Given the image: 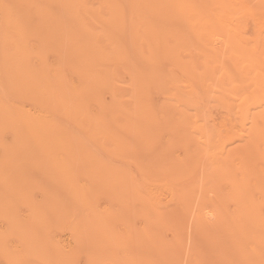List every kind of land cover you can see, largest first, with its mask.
<instances>
[{"label":"bare ground","instance_id":"bare-ground-1","mask_svg":"<svg viewBox=\"0 0 264 264\" xmlns=\"http://www.w3.org/2000/svg\"><path fill=\"white\" fill-rule=\"evenodd\" d=\"M80 258L264 264V0H0V264Z\"/></svg>","mask_w":264,"mask_h":264},{"label":"rangeland","instance_id":"rangeland-1","mask_svg":"<svg viewBox=\"0 0 264 264\" xmlns=\"http://www.w3.org/2000/svg\"><path fill=\"white\" fill-rule=\"evenodd\" d=\"M66 232H63V233H60V235L62 236V237H64V236H67V235H64ZM68 237V236H67ZM84 263V259L83 258H80V260H79V264H83Z\"/></svg>","mask_w":264,"mask_h":264}]
</instances>
